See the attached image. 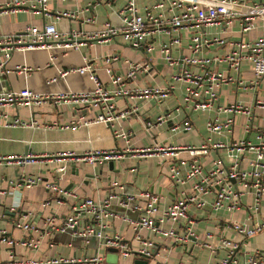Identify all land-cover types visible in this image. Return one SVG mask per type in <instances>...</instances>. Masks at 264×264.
Wrapping results in <instances>:
<instances>
[{"label": "crops", "instance_id": "crops-1", "mask_svg": "<svg viewBox=\"0 0 264 264\" xmlns=\"http://www.w3.org/2000/svg\"><path fill=\"white\" fill-rule=\"evenodd\" d=\"M7 0H0L5 2ZM26 8L16 12L0 14V35L22 32L28 25L43 26L46 23H53L57 30L68 31L71 29H81L91 31L100 29L105 22L113 25H121V19L117 12L126 0H103L93 8L90 6L92 0H50L48 13H43L32 8L34 4L38 9L36 0H26ZM140 12L145 6H152L157 0H135ZM251 2L253 0H247ZM264 2V0H262ZM77 11L76 17L58 18V11ZM93 17L92 22L86 21ZM239 19H234L231 25H211L204 28L205 37L211 39L214 36H222L230 40L248 41L264 35V28L259 24L256 29L248 33L241 34L239 30ZM190 32L182 29L180 31V43L171 48L174 57H181L189 54L188 43ZM169 39L164 36H157L150 39L155 45V49L147 51L144 45L141 48H133L120 36L113 38L108 43L92 42L82 44L78 49H69L66 54L63 49L58 48L59 40H49L48 48L13 51L8 59V68L15 65H26L34 70L29 72L10 71L5 73L0 71V92L10 90H20L29 88L37 92L61 91L70 88L72 90H91L93 82L87 75L69 73L65 79H58L55 83L47 81L57 75V68L65 69L79 67L83 65L84 58L92 62L95 72L100 80L107 87L111 86L109 76L106 72L107 65L102 57L112 53H118L119 58L109 64L112 72L123 74L126 71V60L139 61L148 64V70L140 73L132 81H128L127 86L133 85H167L173 86L168 96L157 103L152 100L125 97H117L115 108L122 110L135 106L136 112L131 117L108 123H92L78 128L64 127L71 121L82 117L89 120L96 115L95 110L78 109L69 103H55L49 101L38 107H15L7 106L0 110V154L22 155L25 153H46L49 155L74 152L81 154L85 151L95 149H124L126 147L140 148L155 143L169 145H191L198 147L202 145L208 137L211 143L218 141L230 143L241 139H246L251 143L264 141V76L254 82L251 64L243 60L239 71L228 69L226 64L216 65L218 70H222L229 77L218 88V98L209 110L205 112L192 111L190 109L176 110L182 103L185 86L188 84L185 79L172 80L170 75L183 68V64L176 66L168 65L161 57L159 46ZM228 46L211 43L201 55L212 57L227 51ZM56 55V64L51 65L49 54ZM1 60V53H0ZM179 67V69H178ZM188 69L200 71L198 67H187ZM209 68L214 69V64ZM239 102L249 108L250 114L242 112L229 113L222 111L221 107ZM2 114L8 118L17 116L24 121H35L38 127H7L4 126ZM168 114L167 119L154 125L146 131L145 124L155 120L159 115ZM218 118L224 121L231 117L233 123L231 131L223 135L210 134L205 128L208 118ZM189 120L194 128L190 131L179 132L172 130L174 124ZM248 127V130H246ZM120 133H125L124 139ZM240 166L249 169V161L255 155L249 151H243ZM191 158L187 151H179L178 161H189ZM199 162L205 170L211 168L212 161L220 158L225 166L230 163L224 148H215L210 144L207 154L197 156ZM173 162L169 157L153 155L147 158H139L133 153H128L123 159L112 162L88 164L82 162H71L67 165L60 185L74 192V196L67 198L62 204L52 203L48 207H42L41 203L51 198L52 193L43 184L31 188L20 189V206L13 213L8 208L13 203L15 195L9 188L8 181L16 180L20 176L27 174H40L44 178L53 179V169L57 162L40 161L39 163L19 167L16 165L0 166V189L5 193H0V228H4L8 236L18 239L20 237H37L38 233H24L13 227L14 220L22 213L33 212L32 222L39 228V233L43 232L44 222L48 216L55 217V222L59 223L71 211L74 203L85 197L94 199L104 198L110 190V182L117 181L121 188H116L118 195L134 193L143 189H150L160 197L159 209H163L171 204L179 195L181 190L188 191L191 183L183 186H176L170 179L169 169ZM183 169V168H182ZM242 185H239V188ZM253 193L245 192L241 197L242 205L238 210L228 211L224 208L213 210L209 205L202 209L191 208L190 217L194 219L191 224L192 231L196 237H190L185 242H175L173 237L154 234L152 231L141 228L138 234L143 239L153 242L151 248L152 256L150 264H214L221 260L226 252L219 247V241L225 237L236 241L239 248L236 251V263L243 264L245 253L253 250L264 252V230L251 236L244 237L233 231L231 223L242 222L249 227L264 220V196L260 200L259 209L255 212L252 209ZM114 199L111 206L112 211L117 215L104 219V232L108 235L117 234L131 247L132 254L129 257H118V264H134V260L140 243L135 239V230L131 227L129 220L138 218L136 212L123 210ZM251 207V209H249ZM252 218L249 219V215ZM189 226L185 219H181L175 224L165 222V229L173 228L176 233L182 234ZM195 241V242H194ZM105 247L97 243L91 244L89 240H78L67 230L65 232H52L40 238L36 249L15 246L11 249L0 244V263L12 261L10 253L14 255L15 261L40 260L43 261L50 256L67 258H79L83 255H94L100 253L104 256Z\"/></svg>", "mask_w": 264, "mask_h": 264}, {"label": "built area", "instance_id": "built-area-1", "mask_svg": "<svg viewBox=\"0 0 264 264\" xmlns=\"http://www.w3.org/2000/svg\"><path fill=\"white\" fill-rule=\"evenodd\" d=\"M103 0H92L90 6L93 8ZM38 9L34 4L30 6L43 13H48V4L50 0H36ZM26 0H7L0 2V14L16 12L26 8ZM121 19V25L116 26L110 22H105L100 29L84 31L81 29H71L68 31H59L53 23H46L41 27L28 25L22 32L0 35V71L9 73L29 72L34 70L26 65H15L8 68L6 63L13 51H26L34 49L48 48L49 40H59L58 48L63 49V53L69 49H78L82 44L92 42L108 43L113 38L120 36L133 48L146 46L147 51L155 49V45L150 42L157 36L164 35L169 40L160 43L159 52L162 59L170 66L183 64L182 69L173 72L170 77L172 80L185 79L187 85L184 89L182 103L176 107V110L190 109L197 112H205L212 107V104L218 98V88L223 82L230 79L229 75L222 70H218L216 65L226 64L227 68L239 71L243 60L251 64L253 80L258 82L264 76V35L245 41L230 40L222 36H214L211 39L205 37L204 28L211 25H231L234 19H239V30L241 34L248 33L257 28L258 24L264 28V2L262 0H157L152 6H145L144 11L140 12L135 0H126L117 12ZM58 18L76 17L77 11L63 10L56 13ZM93 21V17L86 19ZM184 29L190 32V41L188 43L189 54L181 57H174L171 52L173 45L180 43V31ZM211 43L228 46L226 52L207 57L201 55L204 49H207ZM56 55L49 54V63L56 64ZM119 58L118 53L108 54L102 57L107 65L106 72L109 76L111 86L107 87L100 80L95 72L92 62L84 58L83 65L71 68H57V75L51 77L47 83H55L58 79H65L69 73H78L87 75L93 82L91 90H72L67 88L61 91L37 92L27 87L20 90H10L0 92V110L7 106L15 107H38L49 101L55 103H69L78 109H91L96 111V115L89 120L79 117L71 121L64 127L78 128L92 123H108L124 120L132 116L137 110L135 106L117 110L115 100L117 97L129 99L143 98L161 103L170 93L173 86L167 85H133L127 86L128 81H132L140 73L148 70L147 63L127 59L126 71L123 74L112 72L109 64ZM214 64V69L209 68ZM187 67H198L200 71L188 69ZM222 111L235 113L242 112L250 114L249 108L236 102L221 107ZM4 126L7 127H38L35 121H24L15 116L8 118L2 114ZM168 114L159 115L155 120L148 121L145 124L146 131H149L157 123L167 119ZM233 119L226 118L220 121L216 118H208L205 122V128L210 134L223 135L231 131ZM194 128L189 120L179 122L173 125L172 130L179 132L190 131ZM248 130V127H246ZM124 139L125 133H120ZM212 144L215 148H224L226 156L230 163L225 166L220 158L212 161L211 168L205 170L199 162L197 156L205 155L208 146ZM187 151L191 158L189 161H178L179 151ZM243 151L254 153L255 157L249 161L250 168L243 169L240 166ZM133 153L139 158H147L153 155H160L171 158L169 175L171 181L176 186H183L185 183H191L188 191L181 190L178 197L167 207L159 209L160 197L150 189H143L134 193L118 195L116 188H121L117 181L110 182V190L102 199L85 197L71 206V211L62 221L55 222V217L48 216L44 222L43 232L39 233V228L33 224V212L26 211L20 214L13 222V227L24 233H38L37 237H20L14 239L8 236L4 228H0V244L11 249L15 246L36 249L40 238L51 234L52 232L69 231L75 237L96 236L99 239V246L114 247L120 255L125 258L132 254L131 247L122 240L117 234L108 235L104 232V219L114 217L117 214L112 211L111 206L114 199L117 205L123 210L136 212L138 218L129 220L131 227L136 231L135 239L141 247L138 253L146 257L152 256L151 248L153 242L143 239L138 230L141 228L152 231L161 236L173 237L175 242H185L190 237H196L192 231L191 224L194 219L190 217L191 208L202 209L209 205L213 210L226 209L228 211L238 210L241 205V197L245 192L253 193L252 209L257 212L260 200L264 196V141L251 143L246 139L233 141L230 143L218 141L211 143L210 137L200 146L191 145H169L155 143L140 148L126 147L124 149H95L85 151L81 154L74 152H62L57 154L46 153H25L22 155L0 154V166L16 165L25 167L39 163L40 161L57 162L53 169V179L44 178L40 174H27L20 176L16 180H9L8 185L15 195L13 203L8 211L15 213L20 206V189L31 188L43 184L44 187L52 193L51 198L44 200L42 207H48L52 203L62 204L67 198L74 196V192L60 185V181L66 172L67 165L71 162H82L88 164L104 163L120 160L126 154ZM183 168V169H182ZM239 185H242L239 188ZM0 189V193H5ZM251 209V207L249 208ZM2 216L0 215V219ZM252 215H249V219ZM181 219H185L189 226L185 228L182 234L176 233L173 228L165 229V222L175 224ZM233 231L244 237H251L264 230V220L255 223L249 227L246 223H231ZM195 242V241H194ZM219 247L224 249L225 256L214 264H232L236 263V251L239 244L236 241L221 238ZM12 261L0 264H104V256L100 253L94 255H83L79 258H67L59 256H50L45 260H25L15 261L14 255L10 253ZM161 264V263H154ZM178 264H184L182 262ZM243 264H264V252L253 250L245 253Z\"/></svg>", "mask_w": 264, "mask_h": 264}, {"label": "rangeland", "instance_id": "rangeland-1", "mask_svg": "<svg viewBox=\"0 0 264 264\" xmlns=\"http://www.w3.org/2000/svg\"><path fill=\"white\" fill-rule=\"evenodd\" d=\"M77 239L78 240H89V241H91V244H94V243H97V244H99V239L96 237V236H87V237H81V236H79V237H77ZM105 250V254H104V262H105V260L107 259H110V257H113V256H118V257H120L121 255H120V253H119V251L116 249V248H114V247H105L104 248ZM116 249V251L114 252V251H111V250H115Z\"/></svg>", "mask_w": 264, "mask_h": 264}, {"label": "water", "instance_id": "water-1", "mask_svg": "<svg viewBox=\"0 0 264 264\" xmlns=\"http://www.w3.org/2000/svg\"><path fill=\"white\" fill-rule=\"evenodd\" d=\"M112 162V161H110ZM111 251H116L115 250H111ZM136 254V257H135V260H134V264H150V257H146L144 256L143 254H140V253H135ZM118 256H113V257H110V259H106L104 264H118Z\"/></svg>", "mask_w": 264, "mask_h": 264}]
</instances>
